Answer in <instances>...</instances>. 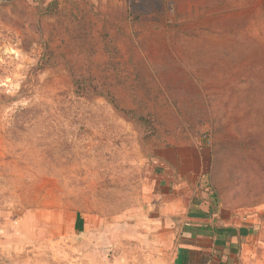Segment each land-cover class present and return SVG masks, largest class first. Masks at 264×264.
<instances>
[{
	"label": "rangeland",
	"instance_id": "1",
	"mask_svg": "<svg viewBox=\"0 0 264 264\" xmlns=\"http://www.w3.org/2000/svg\"><path fill=\"white\" fill-rule=\"evenodd\" d=\"M177 144L264 211V0H0V264H171L150 208Z\"/></svg>",
	"mask_w": 264,
	"mask_h": 264
},
{
	"label": "crops",
	"instance_id": "2",
	"mask_svg": "<svg viewBox=\"0 0 264 264\" xmlns=\"http://www.w3.org/2000/svg\"><path fill=\"white\" fill-rule=\"evenodd\" d=\"M209 153L197 145L159 149L153 172L156 230L170 231L171 264H264V211L222 206L209 187Z\"/></svg>",
	"mask_w": 264,
	"mask_h": 264
},
{
	"label": "trees",
	"instance_id": "3",
	"mask_svg": "<svg viewBox=\"0 0 264 264\" xmlns=\"http://www.w3.org/2000/svg\"><path fill=\"white\" fill-rule=\"evenodd\" d=\"M46 60H42L41 64H38L36 68L33 69L34 73L39 72L41 70H43L44 66L46 65ZM66 67L68 72L71 74V77L73 79V86L75 88L76 93L79 94L80 91H85V90H89L90 93H93L94 95H98L100 97H102L109 105H111V107L113 108V110H115L117 113L123 115L125 118L127 119H132L135 120L136 122L143 124L144 123V118L136 115L134 111H127L122 109L118 103L116 102L115 98L113 97V95H111L110 92H99L96 90V87H94L92 85V83H87L86 81L83 80V78H78L76 77V75L74 74V71L71 69V67L66 63ZM131 113V114H130ZM81 225H82V220L81 218L77 215L76 216V221H75V228H77V230H81Z\"/></svg>",
	"mask_w": 264,
	"mask_h": 264
}]
</instances>
